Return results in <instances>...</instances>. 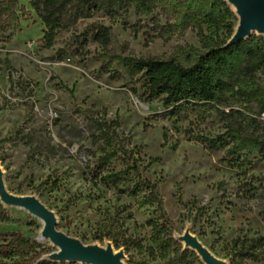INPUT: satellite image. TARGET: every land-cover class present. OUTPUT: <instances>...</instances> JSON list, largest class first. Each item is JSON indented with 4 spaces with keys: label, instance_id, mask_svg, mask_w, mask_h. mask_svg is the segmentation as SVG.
<instances>
[{
    "label": "rangeland",
    "instance_id": "1",
    "mask_svg": "<svg viewBox=\"0 0 264 264\" xmlns=\"http://www.w3.org/2000/svg\"><path fill=\"white\" fill-rule=\"evenodd\" d=\"M18 1L32 18L22 20L16 31L0 34V172L6 191L38 199L54 214L59 232L87 246L112 247L123 253L125 264H166L148 250L153 245L148 221L161 213L185 248L182 238L189 233L225 264H264L235 260L232 249L237 239L264 236V197L258 196L264 193V159L248 155L244 166H231L225 162V150L211 152L189 138L214 139L225 133L226 123L218 118L204 125L161 120L162 102H141L130 91L139 84L116 80L105 72L100 60L105 52L97 44L83 42L81 36L99 21L115 34L114 53L164 59L181 48L204 52L199 32L188 29L164 40L160 27L175 23L172 12L157 7L145 16L131 9L115 22L98 14L62 33L48 47L44 25L26 0ZM230 7L234 36L240 19ZM104 123L119 147L133 157L141 176L156 184L162 212L141 208L137 200L101 182L102 177L126 168L118 160L102 167V143L95 145L93 136L99 135ZM134 178L122 186L132 188ZM2 204L9 220H0V234L19 233L42 244L32 257L17 264L51 261L60 252L51 241L41 239L42 219L26 208ZM110 232L113 238L100 240ZM112 239L131 244L116 249ZM5 240L10 241L0 237V245ZM198 257L196 264H205Z\"/></svg>",
    "mask_w": 264,
    "mask_h": 264
},
{
    "label": "trees",
    "instance_id": "2",
    "mask_svg": "<svg viewBox=\"0 0 264 264\" xmlns=\"http://www.w3.org/2000/svg\"><path fill=\"white\" fill-rule=\"evenodd\" d=\"M26 1L45 27L43 40L48 47L53 46L62 33L70 32L79 23L98 14L115 22L123 19L131 9L145 16L151 15L157 7L172 12L175 23L160 27V37L171 40L188 29L197 30L204 40V52L181 48L175 56L164 59L117 54L114 53L117 44L112 28L99 21L87 26L81 36L85 38L83 42L88 40L97 44L105 52L100 57L105 72L116 80L123 79L135 86L139 84V88L132 87L130 91L141 102H162L165 111L159 116L161 120L173 121L175 125L186 122L204 125L211 118H218L226 123L225 133L214 139L200 135L189 138L201 142L208 151L225 150V162L231 166H244L248 155L258 154L264 159V37L253 34L245 41L229 45L234 34L230 22L233 12L226 0ZM31 18V12L18 0L0 2L1 35L16 31L22 20ZM182 132L191 134L188 130ZM93 138L95 145L102 143V167L113 160L121 161L126 167L102 177L101 182L119 194L137 200L141 208H156V212H162L156 184L141 176L133 157L119 147L110 126L106 123L99 125V135ZM131 176L136 178L134 185L124 188L122 185L131 181ZM258 196L264 197V193ZM261 216L264 220V208ZM0 220H9L8 210L1 201ZM148 226L152 230L153 245L148 248L151 255L166 264L198 262V255L173 236L171 221L165 214L148 221ZM0 237L10 239L0 245V261L17 264L42 248V244L19 233L0 234ZM107 237L113 238L112 233L105 234L100 240ZM113 242L116 249L131 244L130 240L118 243L114 239ZM232 249L235 260L240 262L264 261V236L237 239L233 241ZM37 264L69 263L44 260Z\"/></svg>",
    "mask_w": 264,
    "mask_h": 264
},
{
    "label": "water",
    "instance_id": "3",
    "mask_svg": "<svg viewBox=\"0 0 264 264\" xmlns=\"http://www.w3.org/2000/svg\"><path fill=\"white\" fill-rule=\"evenodd\" d=\"M239 15V26L229 45L247 40L257 33L264 37V0H228ZM0 197L7 205L28 209L45 223L42 240L51 241L60 249L58 254L51 257L55 263L69 264H125L123 253H116L112 247L100 248L87 246L81 241L71 238L57 230V222L51 213L38 199L33 197H16L9 194L0 172ZM182 241L187 249L197 253L205 264H225L217 259L195 237L187 233Z\"/></svg>",
    "mask_w": 264,
    "mask_h": 264
}]
</instances>
